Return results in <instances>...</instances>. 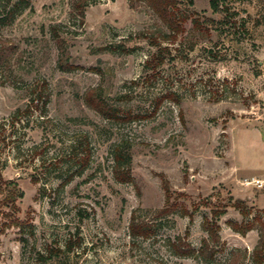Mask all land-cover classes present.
<instances>
[{"label":"rangeland","instance_id":"1","mask_svg":"<svg viewBox=\"0 0 264 264\" xmlns=\"http://www.w3.org/2000/svg\"><path fill=\"white\" fill-rule=\"evenodd\" d=\"M219 1L182 0L175 39L150 7L129 0H97L84 23L70 0H33L3 29L18 49L0 64V171L24 196L0 214V264H223L235 248L253 264L258 229L242 234L229 220L264 217V0ZM52 25L75 68L60 67ZM44 86L48 99L32 102ZM91 87L145 117L110 121L86 105ZM85 136L90 165L60 186ZM121 139L132 142L133 182L112 172ZM164 178L184 193L166 216ZM231 198L250 213L226 206L215 261L172 251L168 239L188 228L199 248L205 217ZM134 214L151 225L148 236L131 232Z\"/></svg>","mask_w":264,"mask_h":264},{"label":"trees","instance_id":"2","mask_svg":"<svg viewBox=\"0 0 264 264\" xmlns=\"http://www.w3.org/2000/svg\"><path fill=\"white\" fill-rule=\"evenodd\" d=\"M96 1L97 0H70L71 16L79 19L81 23H84L87 8ZM181 2L182 0H129L131 7H138L141 3L150 7L160 22L168 27L170 31V38L174 39L177 38L184 30V23L186 21V17L181 12ZM210 2L215 9L219 8V0H210ZM32 8L33 0H0V64L10 63L18 49L17 44L13 40L5 37L3 29L13 24L23 11ZM195 24L199 26L200 22L198 19H195ZM50 32L54 40L59 44V48H61L59 58L60 67L65 70L75 68V65L69 61V56L66 53L64 38L61 35L59 25H52ZM44 89H46L45 86L41 88L37 98H32V102H39L45 95L48 99V94L43 91ZM173 95L175 94H169L171 97H173ZM84 100L89 108L95 110L113 122H128L145 117V115L134 113L131 108L115 102L111 97H107L99 87H91L87 89L84 94ZM159 104L160 103L158 102L156 107H158ZM22 113L24 112L18 110L13 116V121L20 119ZM84 139L85 140L81 142V150L83 153L77 157L76 164H78V167L75 171L67 175L64 181L61 182L60 186H64L69 183L76 173L82 174V172L90 165L92 159L91 142L87 136H85ZM131 148L132 142L129 139H121L113 147L112 156L114 164L112 172L116 180L119 182L134 181L130 169L132 162ZM164 182L167 201L165 206L159 210V213L166 216L180 205L177 200L184 193L173 192L165 178ZM0 195V214L10 215L11 213H5L3 208L7 206L11 210H15L17 208L16 201L18 198L24 196V191L19 187L16 180H6L0 171ZM244 203V199L231 198L229 203H224L222 206H215L212 209V216H206L203 221V227L207 231L208 236L203 239L199 248L194 247L188 241L189 228L186 230L185 236L179 235L174 239H168L170 248L176 255L181 257L193 256L206 262L215 261L218 253L225 249V243L222 240L220 233V219L226 213V206L233 205L241 209V212L247 216L250 213V210L243 207ZM184 213L190 216L191 222L194 220L193 212H190L188 209H184ZM229 224L235 231L242 234H247L252 229H258L259 240L253 250L252 261L253 264H264V217L256 215L252 220H247L246 218L241 221L229 220ZM130 228L133 235L148 236L152 231L151 225L147 222L138 220L135 214L132 216ZM71 247L72 245H69V248ZM242 254L243 253L239 248L232 249L230 256L223 264H245Z\"/></svg>","mask_w":264,"mask_h":264}]
</instances>
